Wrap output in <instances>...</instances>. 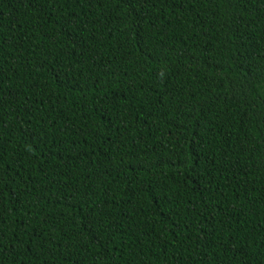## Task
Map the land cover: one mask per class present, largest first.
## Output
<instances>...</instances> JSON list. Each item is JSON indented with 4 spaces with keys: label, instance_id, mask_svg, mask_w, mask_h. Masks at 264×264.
<instances>
[{
    "label": "trees",
    "instance_id": "1",
    "mask_svg": "<svg viewBox=\"0 0 264 264\" xmlns=\"http://www.w3.org/2000/svg\"><path fill=\"white\" fill-rule=\"evenodd\" d=\"M0 264H264V0H0Z\"/></svg>",
    "mask_w": 264,
    "mask_h": 264
}]
</instances>
